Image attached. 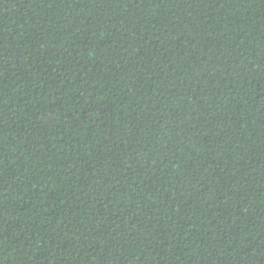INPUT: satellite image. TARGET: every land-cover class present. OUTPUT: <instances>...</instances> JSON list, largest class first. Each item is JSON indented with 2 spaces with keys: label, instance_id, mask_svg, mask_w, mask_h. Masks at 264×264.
<instances>
[{
  "label": "trees",
  "instance_id": "1",
  "mask_svg": "<svg viewBox=\"0 0 264 264\" xmlns=\"http://www.w3.org/2000/svg\"><path fill=\"white\" fill-rule=\"evenodd\" d=\"M0 264H264V0H0Z\"/></svg>",
  "mask_w": 264,
  "mask_h": 264
}]
</instances>
